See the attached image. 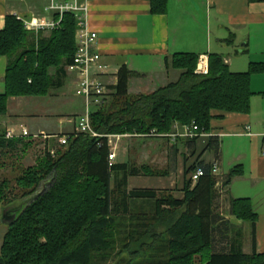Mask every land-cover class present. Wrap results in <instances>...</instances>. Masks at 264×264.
<instances>
[{"label": "trees", "instance_id": "trees-1", "mask_svg": "<svg viewBox=\"0 0 264 264\" xmlns=\"http://www.w3.org/2000/svg\"><path fill=\"white\" fill-rule=\"evenodd\" d=\"M167 3L168 0H152V11L165 13ZM77 27L76 16L66 13L50 35H39L36 42L16 15L6 17L5 27L0 30V56H7L9 61L5 92L0 93V114L7 112L11 96L45 95L63 85L77 48ZM209 58L210 73L200 75L196 73L199 54H173L167 63L182 70L180 78L140 95L129 94V81L139 73L123 65L112 93L113 102L92 113L93 129L102 135L76 130L64 135L67 143H61V149L54 150V154L48 151L43 161L29 167L19 178L22 188H30L27 195L45 180L49 187L26 204L10 225L0 264H95L97 256H104L116 246L120 226L115 217L127 216L132 212V202L140 201L151 206V214L140 213L135 220L153 217L172 235L157 248L153 264H196L198 257L202 264H264V253L257 250L258 215L253 203L248 198L232 200L233 214L254 226L251 253L243 249L242 228L218 210L217 177L212 173V163L202 159L206 151L219 157L218 136L180 138L193 154L202 138L204 144L196 162L185 167L181 198L155 188L129 189L132 176H162L167 172L128 161L111 163L109 159L110 145L105 134L141 136L153 130L170 133L176 124L193 122L198 132L210 133L213 112L224 116L251 111V76L263 70L264 65L254 63L247 71L235 72L222 55L211 53ZM52 68H56L54 75L50 73ZM25 138L0 137V147L16 149L25 143ZM197 168H202L204 174L194 182L188 175ZM238 172L239 168H233L229 179ZM5 186L4 181L0 183V201L7 198ZM134 232L147 233L139 229Z\"/></svg>", "mask_w": 264, "mask_h": 264}, {"label": "crops", "instance_id": "crops-1", "mask_svg": "<svg viewBox=\"0 0 264 264\" xmlns=\"http://www.w3.org/2000/svg\"><path fill=\"white\" fill-rule=\"evenodd\" d=\"M48 1L0 0V30L4 29L8 15H16L21 21L22 18L52 16L59 19V15L47 11ZM84 1L88 8L89 27L98 32L95 49L101 52L102 61L108 65V73L101 76L110 89L105 104L112 98L114 87L118 83V71L123 65L139 73V76L132 77L129 81L130 95L149 94L176 82L182 70L169 66L167 58L178 52H195L199 57L218 53L235 72L247 71L254 63L264 65V1L168 0L165 13L153 12L152 0ZM52 30H41L39 35L48 36ZM211 31L215 35L214 39L209 33ZM231 50L235 51V55L231 54ZM150 62H154L153 66ZM7 64V56H0V93L5 92ZM69 73L68 71L67 75ZM72 78L76 86L75 75ZM67 85L65 82L58 87L56 96ZM250 87L254 94L249 113L229 112L222 116L219 111L213 112L209 134L220 138V154L216 158L214 152L206 151L202 159L212 165L215 161L219 163L215 186L218 210L242 228L243 249L246 253L253 250L254 226L251 221H244L233 214L232 200L248 198L253 203L258 215L255 228L257 250L264 253V69L252 74ZM12 100L13 97H10L8 103ZM84 104V111L76 115L85 112L86 101ZM27 118L29 117L19 113L12 121L16 122L15 125L26 127L31 133L47 134L46 138L69 134L72 131H67L65 125H75L72 119L62 118L59 127H33L32 121ZM182 130L183 126L176 124L173 132ZM125 135L133 136H121ZM152 138L167 139L173 143L180 141L184 144L180 139L184 137L176 140L167 136ZM46 142L49 143V140H45V144ZM207 154L211 156L207 158ZM235 167L239 168V172L229 179V174ZM182 188L180 198L183 197Z\"/></svg>", "mask_w": 264, "mask_h": 264}, {"label": "rangeland", "instance_id": "rangeland-1", "mask_svg": "<svg viewBox=\"0 0 264 264\" xmlns=\"http://www.w3.org/2000/svg\"><path fill=\"white\" fill-rule=\"evenodd\" d=\"M30 32V31H29ZM34 39L38 42L39 32L32 31ZM213 39L215 35L209 32ZM32 38V37H31ZM231 54L235 55V51L231 50ZM8 58V57H7ZM9 61V58H8ZM154 62H150L153 66ZM56 68H52L50 73L55 74ZM70 75V76H69ZM72 73H69L65 79L68 85L60 90L52 88L45 95H25L11 96L13 100L8 103L7 112L0 114V137L6 135L8 128L15 127L17 130L22 126L15 125V115H26L27 119L32 121L33 127L51 126L59 127L60 120L75 119L76 113L84 111V98L76 94V86L73 84ZM62 92L65 94L62 95ZM111 103L112 98L110 97ZM115 103V102H114ZM37 113L40 115H31ZM67 131H75L73 123L65 125ZM74 128V129H73ZM33 130V129H32ZM71 132V133H72ZM29 135L25 138V143L19 144L16 149L0 147V183L5 182V190L7 198L0 201V254L4 237L9 231L10 225L14 223L21 209L26 206L36 195L45 191L49 187L48 180L41 183L36 190L27 195L26 192L30 188H22L18 180L25 174L29 167L37 166L43 161L46 153L52 150L61 149L62 136L46 138L47 134H36L29 131ZM67 135V134H65ZM45 140H49V143ZM114 145H117V156L114 162H130L138 166L149 165L156 170L167 171L162 176H146L130 177L129 188L132 187H151L156 189H166L177 197L182 195L181 187L184 186L185 167H191L203 147V138L198 143L197 152L193 154L189 148H186L180 141L173 143L167 139H156L152 137L141 136H121L114 138ZM211 154H207L209 158ZM191 173L188 175V178ZM114 183V182H113ZM221 207V206H220ZM151 206L147 202H132V212L125 215L115 217L119 222L120 236L116 246L110 252L97 256L95 264H153L158 254V247H162L169 237L172 235L166 231L153 217L147 219L135 220V216L140 213H147L149 216ZM13 219V223L10 220ZM138 225V226H136ZM118 227V226H117ZM137 228V230H136ZM147 231V233L135 234V231ZM118 230V231H119ZM158 233L153 236L151 233ZM137 233V232H136ZM137 239V240H136ZM129 245V246H128ZM129 247V248H128ZM128 248V249H127ZM134 251H138L135 252ZM130 260V262H128ZM196 264H202L201 258L196 259Z\"/></svg>", "mask_w": 264, "mask_h": 264}, {"label": "built area", "instance_id": "built-area-1", "mask_svg": "<svg viewBox=\"0 0 264 264\" xmlns=\"http://www.w3.org/2000/svg\"><path fill=\"white\" fill-rule=\"evenodd\" d=\"M47 11L54 15H59L60 18L45 17L27 19L22 18L24 25L28 31L39 32L45 29H54L61 23L63 16L66 13L74 14L78 19V28L76 31L77 48L73 57V62L67 67L70 73H73L76 78V94L83 97L86 101V110L81 115L77 116L72 121L75 124L77 132L88 133L92 136H101L93 129L92 113L105 105L106 98L110 93L109 86L101 79V76L108 73V65L102 61V54L96 48L98 42V32L90 29L87 22V3L84 0H49L47 3ZM196 73L200 75H208L210 73V59L208 55L199 57ZM29 130L26 127H21L17 130L15 127L8 128L5 137L8 139L29 135ZM264 136V132L262 133ZM209 133L198 132V126L195 122L191 125L183 126L182 131L172 133H158L156 130L145 134V136H167L173 140L179 137L194 138L196 136L206 137ZM110 145V162L113 163L117 156V145H114V138H119V134H105ZM61 143H67V136L62 137ZM51 153H55L54 150ZM212 173L219 175V163L215 161L212 165ZM204 174L202 168H197L191 173V178L196 182L201 175Z\"/></svg>", "mask_w": 264, "mask_h": 264}, {"label": "water", "instance_id": "water-1", "mask_svg": "<svg viewBox=\"0 0 264 264\" xmlns=\"http://www.w3.org/2000/svg\"><path fill=\"white\" fill-rule=\"evenodd\" d=\"M13 221H14V220H13V219H11V220H10V223H13Z\"/></svg>", "mask_w": 264, "mask_h": 264}]
</instances>
